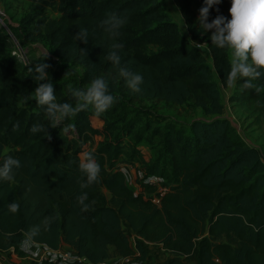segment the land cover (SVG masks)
<instances>
[{
	"label": "trees",
	"instance_id": "obj_1",
	"mask_svg": "<svg viewBox=\"0 0 264 264\" xmlns=\"http://www.w3.org/2000/svg\"><path fill=\"white\" fill-rule=\"evenodd\" d=\"M28 1L55 10L56 15L41 21L38 32L55 56L82 65L85 82L104 77L111 93L128 99L173 104L188 99L203 113L222 112L207 63L184 40L163 0ZM173 1L189 26L193 21L189 0ZM200 3L203 6V0ZM229 7L230 0H221L209 10L208 22L217 14L228 17ZM113 13L126 18L118 37L123 44L121 64L143 76L138 93L126 86L106 59L111 40L98 22ZM80 28L88 30L86 43L74 38ZM210 36L211 30L202 33L203 47L226 85L231 64L226 49L211 44ZM5 37L0 27V163L8 154L22 167L14 170L12 181H0V250L12 248L22 255V238L29 239L28 230L39 225V233L30 240L51 248L66 245L92 262L111 255L148 260L155 248L166 253L160 264H264V160L227 118L192 119L188 132L177 127L164 133L163 162H144L141 168L143 176L159 177L165 189L158 193L157 183L140 177L135 179V190L116 163V144L85 150L59 133L61 125L47 127L44 108L29 94L35 67L21 65L9 55ZM148 46L156 49L147 51ZM253 83L262 88L259 93L237 80L229 99L244 105L264 131V75ZM84 114L81 111L76 119L87 123ZM35 123L43 124L47 132L32 134L29 129ZM84 151L93 153L101 171L95 184L81 190L79 182L86 177L79 161ZM82 191L88 194L86 211L76 201ZM150 193L158 196L157 202ZM11 202L20 206L15 214L8 210ZM50 216L54 220L45 226Z\"/></svg>",
	"mask_w": 264,
	"mask_h": 264
},
{
	"label": "rangeland",
	"instance_id": "obj_2",
	"mask_svg": "<svg viewBox=\"0 0 264 264\" xmlns=\"http://www.w3.org/2000/svg\"><path fill=\"white\" fill-rule=\"evenodd\" d=\"M163 4L165 11L170 19L176 22L178 31L188 44L192 45L191 42L194 39L202 37L201 31L196 29L199 26L198 22L190 20L187 26L184 20H177L178 15L173 0H163ZM54 15L56 12L50 6L32 3L28 0H0V27L6 36V52L14 55L21 65L34 68L38 63L48 64L49 68L46 71L49 75L46 82L53 84L56 102H68L74 105L75 100L68 92V85H72L73 88H84L89 83L83 79L82 65L64 62L55 56L47 39L38 32L41 21ZM183 23L186 27H182ZM154 49H156L154 46L146 48L147 51ZM196 49L202 54L219 90L223 104L220 114L203 113L199 106L194 105L188 99L180 104H173L143 98L132 100L112 93L119 99L104 114L96 117L89 106L84 114L87 123L78 121L76 116L66 119L61 124L59 133L65 135L66 140L79 144L85 150H96L100 145L107 143L116 144L119 151L116 163L122 168L126 183L135 190L138 187L135 179L139 180L144 174L141 168L143 163L157 159L160 164L166 157L164 133H172L177 127L183 133V129L187 131L192 119H209L213 116L227 118L238 136L246 144L254 146L264 160V131L260 121L244 105L229 99L234 86L228 82L223 85L219 81L211 64L208 49L205 47ZM226 55L231 62V54L228 50H226ZM36 75L34 70V77L30 81L29 88V94L32 96H34L35 87L41 83L34 79ZM100 190L106 196L108 195L104 187H100ZM150 253L148 261L151 264H160L166 255L164 251L155 248H151ZM4 255L5 261L2 264H35L31 258L22 257L23 255L6 253ZM112 256L114 255L110 257Z\"/></svg>",
	"mask_w": 264,
	"mask_h": 264
},
{
	"label": "clouds",
	"instance_id": "obj_3",
	"mask_svg": "<svg viewBox=\"0 0 264 264\" xmlns=\"http://www.w3.org/2000/svg\"><path fill=\"white\" fill-rule=\"evenodd\" d=\"M221 3V0H203V6L198 10L197 21L201 33L211 30V44L218 49H226L231 54V66L228 74V83L235 86L237 80L243 81V87L254 89L259 93L262 88L254 81L264 75V0H230L228 17L217 14L211 22H208L209 10ZM217 12L219 10L217 9ZM182 21L183 16L181 15ZM126 22L116 14H109L107 18L100 20L98 26L111 40L106 59L111 62L119 77L123 78L126 86L133 92H140V85L143 83V76L137 72L122 66L120 50L123 44L118 42L121 35L120 29ZM186 27V25H182ZM88 30L80 28L74 35L77 41H88ZM85 54V50L81 48ZM48 52L45 54L47 56ZM49 65L38 63L35 65L36 81H41L34 89V100L37 105L45 110V117L48 121L47 127L58 128L66 119L75 117L81 111L87 110L89 106L93 109L94 115L100 117L109 110L119 97L114 96L109 90L108 81L104 77H96L84 88H73L68 85V92L74 98L75 104L68 102L57 103L55 88L52 83L46 82L49 73L46 69ZM31 71V69H29ZM259 103V102H258ZM18 125H14V128ZM47 128L41 123H35L29 131L32 134L46 131ZM47 132V131H46ZM48 139L51 136L47 134ZM22 167L21 161L12 155L6 154L0 163V181H12L14 170ZM79 170L86 179L79 182L81 190L87 189L95 184L100 175V165L95 160L92 152L84 151L80 155ZM88 194L82 191L76 197L81 211H86L89 204L86 203ZM19 204L11 202L8 204L9 212L15 214L19 211ZM54 217L45 218V226H50ZM40 231L39 225H34L28 230V237L31 239Z\"/></svg>",
	"mask_w": 264,
	"mask_h": 264
},
{
	"label": "built area",
	"instance_id": "obj_4",
	"mask_svg": "<svg viewBox=\"0 0 264 264\" xmlns=\"http://www.w3.org/2000/svg\"><path fill=\"white\" fill-rule=\"evenodd\" d=\"M189 7L193 12L192 19L193 21H197V17L199 15L198 10L202 7L200 0H189ZM192 45L196 48L203 47L206 45L205 39L196 38L192 42ZM122 171V168L119 167ZM142 179L147 182L157 183V191L158 193H162L165 187L161 186L158 183L159 177L155 175H146L143 176ZM151 199L154 202L158 201V196L156 194L150 193ZM19 248L22 251V257H29L33 260L35 264H40L43 261L55 264H151L147 259L139 258L135 255H123V256H112L108 258H104L95 262L89 261L84 256L77 254L72 248L62 245L60 247L51 248L46 246L43 243L36 242L28 239L27 237H23ZM9 255H17L13 252L12 248H9L8 252L0 250V264L5 261L4 254ZM11 264V263H9Z\"/></svg>",
	"mask_w": 264,
	"mask_h": 264
},
{
	"label": "crops",
	"instance_id": "obj_5",
	"mask_svg": "<svg viewBox=\"0 0 264 264\" xmlns=\"http://www.w3.org/2000/svg\"><path fill=\"white\" fill-rule=\"evenodd\" d=\"M165 2V1H164ZM175 6V8H176V14L178 15L177 16V20H181L182 18H181V14H180V12H179V9H178V7H177V5L175 4L174 5ZM180 18V19H179ZM115 256V255H114Z\"/></svg>",
	"mask_w": 264,
	"mask_h": 264
}]
</instances>
